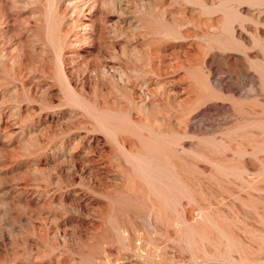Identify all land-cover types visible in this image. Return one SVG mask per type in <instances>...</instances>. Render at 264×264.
Instances as JSON below:
<instances>
[{
  "label": "rangeland",
  "instance_id": "1",
  "mask_svg": "<svg viewBox=\"0 0 264 264\" xmlns=\"http://www.w3.org/2000/svg\"><path fill=\"white\" fill-rule=\"evenodd\" d=\"M263 19L0 0V264H264Z\"/></svg>",
  "mask_w": 264,
  "mask_h": 264
},
{
  "label": "bare ground",
  "instance_id": "2",
  "mask_svg": "<svg viewBox=\"0 0 264 264\" xmlns=\"http://www.w3.org/2000/svg\"><path fill=\"white\" fill-rule=\"evenodd\" d=\"M81 1H82V0H81ZM90 1H91V0H90ZM78 2H79V1H78ZM84 2H85V1H84ZM97 2H98V1H97ZM79 4H80V3H79ZM89 5H90V4H89ZM80 7H81V6H80ZM73 9H74V8H73ZM83 10H84V9H83ZM77 18H78V17H77ZM77 18H76V19H77ZM263 20H264V19H263ZM263 20H262V21H263ZM79 25H80V24H79ZM88 33H89V32H88ZM91 34H92V33H91ZM236 59H237V58H236ZM239 66H240V65H239ZM239 79H240V78H239ZM254 82H255V81H254Z\"/></svg>",
  "mask_w": 264,
  "mask_h": 264
}]
</instances>
